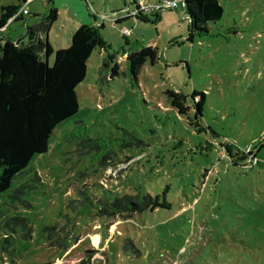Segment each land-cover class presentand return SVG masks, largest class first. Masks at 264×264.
I'll list each match as a JSON object with an SVG mask.
<instances>
[{
  "label": "rangeland",
  "instance_id": "1",
  "mask_svg": "<svg viewBox=\"0 0 264 264\" xmlns=\"http://www.w3.org/2000/svg\"><path fill=\"white\" fill-rule=\"evenodd\" d=\"M219 1L222 18L189 40L181 7L116 23L115 12L134 9L132 0H0V10L21 2L30 12L0 38L27 43L26 25L52 4L61 12L50 29L55 49L69 46L81 17L104 21V47L77 86L78 112L0 195V264H46L86 249L96 251L91 264H264V0ZM142 46L157 47L160 58L134 79L127 54ZM109 56L120 70L113 78L103 67ZM167 90L187 96L189 115L172 106ZM194 91L205 94L197 125L189 118ZM225 143L257 151V160L234 164ZM124 194H150L158 204L99 214L96 200ZM58 239L67 248L51 244ZM128 239L134 248L125 247Z\"/></svg>",
  "mask_w": 264,
  "mask_h": 264
},
{
  "label": "trees",
  "instance_id": "2",
  "mask_svg": "<svg viewBox=\"0 0 264 264\" xmlns=\"http://www.w3.org/2000/svg\"><path fill=\"white\" fill-rule=\"evenodd\" d=\"M28 1L22 0L24 4ZM132 1L138 5L143 0ZM170 1L175 0H159L160 3ZM177 1L190 21L189 40H192L196 34L207 35L208 24L219 21L224 14L219 0ZM23 10L24 6L21 2L2 6L0 33L8 28L11 20L27 15ZM58 17L59 11L52 4L47 15L41 17L35 24L26 25V35L29 36L27 43L24 42L23 37L17 40L9 37L0 39L2 41L0 44V195L11 189L35 155L49 150V139L57 125L78 112L77 86L85 79L87 63L94 50L104 47L99 31L100 25L83 23L72 34L71 44L68 47L55 50L48 39V34ZM156 17L158 19V14ZM138 19L148 20L143 13ZM100 27H103V23ZM53 54L54 60L50 63L49 58ZM111 57L104 59L103 67L111 70L110 76L113 78L120 74V70L118 63L112 65L114 61ZM159 58L158 49L153 46H142L128 53L127 61L131 77L137 79L141 67L147 61L155 64ZM166 94L172 106L180 114L189 115L186 95L174 90H167ZM192 96L195 101L193 104L195 112L189 118H193L194 121L190 120V122L197 125L205 104V94L194 91ZM262 146L264 142L260 144V147ZM224 147L234 158L233 163L236 165L241 162L245 164L250 155L257 160V151L237 150L229 143H225ZM24 186L17 188L12 196L17 198ZM85 200L90 199L86 197ZM96 202L99 205V214L111 216L116 213L143 212L152 209L158 204V199L150 194H124L117 195L112 200L101 198ZM14 220L16 223H23L24 229L30 231L25 217ZM57 229L52 226L46 227L45 231L52 236ZM51 244L67 248L60 239L52 241ZM130 246L134 248L131 240L128 239L125 247ZM95 252L86 249L46 264H91Z\"/></svg>",
  "mask_w": 264,
  "mask_h": 264
},
{
  "label": "built area",
  "instance_id": "3",
  "mask_svg": "<svg viewBox=\"0 0 264 264\" xmlns=\"http://www.w3.org/2000/svg\"><path fill=\"white\" fill-rule=\"evenodd\" d=\"M179 7V2L177 0L175 1H170V2H163V3H158V5H156L155 8H153L151 5H148L147 3H145L144 1H140L138 5H136L135 9H131L129 6L125 7L124 9H121L118 12H115L114 20L115 22H117L118 20L125 18V17H133V18H138V16L140 14H147L148 12H151L153 9L156 10H162L164 8H177ZM24 13L29 14L28 10L24 9L23 10ZM119 14V15H117ZM109 15H104L103 19L108 18ZM123 33L129 34L130 30L129 29H124Z\"/></svg>",
  "mask_w": 264,
  "mask_h": 264
},
{
  "label": "crops",
  "instance_id": "4",
  "mask_svg": "<svg viewBox=\"0 0 264 264\" xmlns=\"http://www.w3.org/2000/svg\"><path fill=\"white\" fill-rule=\"evenodd\" d=\"M135 4V3H134ZM135 8H136V5H135ZM134 8V9H135ZM121 10V9H120ZM59 11V10H58ZM29 12V11H28ZM29 14H30V12H29ZM60 15H61V12H59V17H60ZM58 17V18H59ZM21 18H23V17H21ZM125 18H127V17H125ZM18 19V18H17ZM93 19H94V21L96 22L97 20H96V17H95V15L93 16ZM122 19H124V18H122ZM13 20H15V19H13ZM121 20V19H120ZM12 22V21H11ZM104 22V21H103ZM102 22V23H103ZM36 23V22H35ZM83 23H91V22H87V20H85L84 18H82L81 17V19L80 20H78V22H77V24H76V26H75V30L81 25V24H83ZM93 24V23H92ZM9 27V26H8ZM75 30H74V32H75ZM6 31V29L4 30V32ZM74 32H72V34L74 33ZM72 34H69V37H68V45H70L71 44V38H72ZM1 39V38H0ZM48 39H49V41H50V31H49V34H48ZM1 41V40H0ZM50 43H51V41H50ZM51 45H52V43H51ZM52 47L54 48V46L52 45ZM55 49V48H54ZM55 50H57V49H55ZM68 256V255H67Z\"/></svg>",
  "mask_w": 264,
  "mask_h": 264
}]
</instances>
